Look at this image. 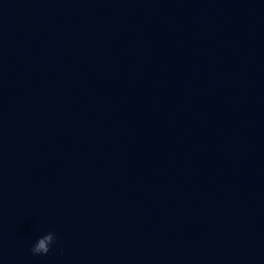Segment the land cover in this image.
<instances>
[{"label":"water","instance_id":"obj_1","mask_svg":"<svg viewBox=\"0 0 264 264\" xmlns=\"http://www.w3.org/2000/svg\"><path fill=\"white\" fill-rule=\"evenodd\" d=\"M0 264H264V0H0Z\"/></svg>","mask_w":264,"mask_h":264},{"label":"clouds","instance_id":"obj_2","mask_svg":"<svg viewBox=\"0 0 264 264\" xmlns=\"http://www.w3.org/2000/svg\"><path fill=\"white\" fill-rule=\"evenodd\" d=\"M58 243V238L55 232H49L46 235L38 238L31 251L34 256L48 255ZM61 253L63 249L60 250Z\"/></svg>","mask_w":264,"mask_h":264}]
</instances>
